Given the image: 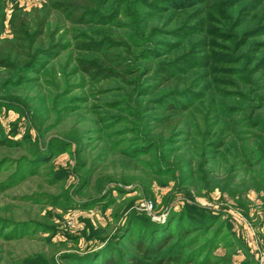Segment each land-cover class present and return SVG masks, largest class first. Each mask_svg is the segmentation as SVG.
Listing matches in <instances>:
<instances>
[{
  "label": "rangeland",
  "instance_id": "rangeland-1",
  "mask_svg": "<svg viewBox=\"0 0 264 264\" xmlns=\"http://www.w3.org/2000/svg\"><path fill=\"white\" fill-rule=\"evenodd\" d=\"M45 2L0 0V34L10 36L9 20L15 7L29 10ZM247 2L254 4V0H244L242 5ZM189 9L177 12L183 16L181 21L166 14L147 20L143 27L170 30L190 23L199 28V18H192ZM252 15L263 17L261 11ZM250 20L241 30L264 24ZM51 21L67 27L65 43L73 41L72 25L57 13ZM118 21L131 22L124 16ZM126 29L112 31L119 34ZM170 37L160 39L185 43L201 36ZM261 41L264 36H253L243 49L248 51ZM161 47L170 49L164 44ZM181 51L179 48L163 59ZM75 53L68 44L39 74H27L30 81L19 86H15V75L0 70V102L8 103L0 109V136L13 142L0 146V264H68L67 255L102 247L130 216L138 223L161 224L172 213L190 215L204 227L185 237L191 264H264L263 168H237L234 177L227 178L230 157L222 152L223 156L207 158L200 172L197 165L192 167L193 173L187 172L189 168L180 158L174 176H167L164 170L171 167L167 157L174 155L166 148L141 153L147 149L137 147L140 156L130 158L134 150L128 147L141 142L134 144V136L127 134L135 124L133 116L122 108L107 109V98H112L97 93L103 84L83 79L75 68ZM212 67L220 70L231 64ZM215 77L227 78L222 74ZM210 85L224 89L213 82ZM53 142L66 149L51 154ZM150 162L153 165H145ZM173 231L181 230L174 224Z\"/></svg>",
  "mask_w": 264,
  "mask_h": 264
},
{
  "label": "trees",
  "instance_id": "trees-1",
  "mask_svg": "<svg viewBox=\"0 0 264 264\" xmlns=\"http://www.w3.org/2000/svg\"><path fill=\"white\" fill-rule=\"evenodd\" d=\"M243 2L46 0L29 10L15 7L9 20L10 36L0 34V70L15 75V86H19L30 81L27 74H39L70 44L76 52V70L90 84L104 85L97 88L99 95L112 98H107V109L122 108L133 116L135 124L127 134L134 136V144L139 139L141 142L140 146L128 147L134 150L130 158L140 156L137 147L147 149L141 153L166 148L174 155L167 157L171 162V167L164 170L167 176H174L180 158L189 168L187 172L193 173V166L197 165L200 172L207 158L222 152L230 157L226 159L227 178H233L237 168L257 166L264 170V41L253 43L251 51L250 47L248 51L243 49L251 37L264 36V24L241 30L247 19L264 21V0L242 5ZM189 8L192 18H199V28L190 23L170 30L154 25L143 27L147 20L166 14L181 21L183 16L177 12ZM258 11L263 17L252 15ZM53 13L72 25L70 43L64 42L67 27L61 22L52 24ZM122 16L131 22L120 23ZM210 23L215 25L211 27ZM115 27L128 30L114 34ZM193 35L201 37L191 39ZM161 36L190 39L175 43L162 41ZM216 39L227 44L219 45ZM162 44L170 49H162ZM179 48L180 53L163 59ZM223 63L231 67L222 71L212 67ZM219 74L227 78L215 77ZM211 82L224 89L211 88ZM209 85L210 89H206ZM5 102H0V109L8 104ZM12 144L0 136V146ZM60 144L51 143V154L66 149ZM179 152L180 157L176 155ZM174 224L180 233H174ZM197 224L196 218L176 213L161 224L138 223L130 216L102 247L90 253L67 255L68 264H191L185 237L203 231L204 227Z\"/></svg>",
  "mask_w": 264,
  "mask_h": 264
}]
</instances>
